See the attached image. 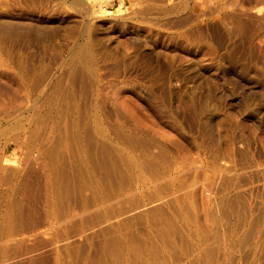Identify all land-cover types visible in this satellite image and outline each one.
Returning <instances> with one entry per match:
<instances>
[{"label": "rangeland", "instance_id": "1", "mask_svg": "<svg viewBox=\"0 0 264 264\" xmlns=\"http://www.w3.org/2000/svg\"><path fill=\"white\" fill-rule=\"evenodd\" d=\"M0 264H264V0H0Z\"/></svg>", "mask_w": 264, "mask_h": 264}]
</instances>
